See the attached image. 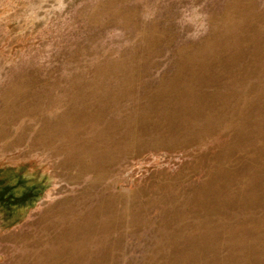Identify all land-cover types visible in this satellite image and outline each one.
Here are the masks:
<instances>
[{
  "label": "rangeland",
  "instance_id": "374dc122",
  "mask_svg": "<svg viewBox=\"0 0 264 264\" xmlns=\"http://www.w3.org/2000/svg\"><path fill=\"white\" fill-rule=\"evenodd\" d=\"M0 264H264V0H0Z\"/></svg>",
  "mask_w": 264,
  "mask_h": 264
}]
</instances>
